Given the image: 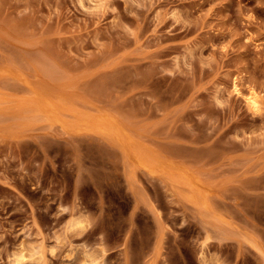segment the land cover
Returning <instances> with one entry per match:
<instances>
[{"label":"rangeland","instance_id":"374dc122","mask_svg":"<svg viewBox=\"0 0 264 264\" xmlns=\"http://www.w3.org/2000/svg\"><path fill=\"white\" fill-rule=\"evenodd\" d=\"M235 79L264 97V0H0V264L101 247L103 264H264V109ZM37 96L66 126L115 117L134 145ZM138 154L196 181L202 207Z\"/></svg>","mask_w":264,"mask_h":264},{"label":"bare ground","instance_id":"6f19581e","mask_svg":"<svg viewBox=\"0 0 264 264\" xmlns=\"http://www.w3.org/2000/svg\"><path fill=\"white\" fill-rule=\"evenodd\" d=\"M247 41H252V40L250 37H247ZM233 90L237 95L242 97L248 110H250L253 113H259L260 111H263L264 97H262L260 93L257 92L253 87L252 88L250 87L247 90L246 94H242L235 79L233 83ZM36 98L37 100L35 102H37L39 109L46 114V117L51 121L59 122L61 126H65L68 129L74 128L75 130L78 131L100 132L105 136L110 137L113 142H116L118 145L122 146L123 148L132 147L134 145L132 138L129 136L125 128L119 123L118 119H116L115 117L109 114H106L104 112H97L95 116L93 115L89 116L85 114L74 115L72 118V122H69L68 125L66 126V123L63 122V120L59 119L58 117L59 115H57V110L54 108L55 105L53 104L52 101H50L47 98H43L41 96L39 97L37 96ZM131 162L133 164L138 165L139 168L141 167L142 170L143 169L144 171L146 170L148 174L150 173L154 174L157 172L166 173L167 175L170 176V179L172 181V182L170 181L171 185L173 184L175 188H178V186H182L184 188L186 193H184L183 199L185 197V200L188 199V201H191V203H193L196 207L197 205L202 207L201 205L204 202L201 201L200 185L189 177L185 178L184 180L183 178H181L182 179L181 180L180 179L181 176L179 177V175H182V173L177 166L163 162L161 160H156L154 162H151L145 157L141 156V154L132 157ZM171 188H173V186ZM176 190L181 191L180 189H176ZM182 194L183 193H181V195ZM80 218L83 219L82 216ZM158 221H159V217H158ZM85 224L86 223L82 220L74 219V221L71 224V229L72 230L75 229L74 231H76V229L84 230L86 228ZM40 250H41L40 247L31 248L21 244V246L19 247L17 258L19 260H25L29 256L40 254ZM105 253L106 251L103 249V247H101L100 250L98 249V252L94 250L93 251L85 250L83 251L82 257L79 260V264H103V257Z\"/></svg>","mask_w":264,"mask_h":264}]
</instances>
